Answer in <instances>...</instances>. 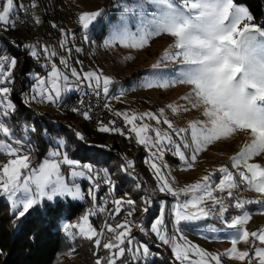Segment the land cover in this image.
Masks as SVG:
<instances>
[{"label": "snow or ice", "instance_id": "snow-or-ice-1", "mask_svg": "<svg viewBox=\"0 0 264 264\" xmlns=\"http://www.w3.org/2000/svg\"><path fill=\"white\" fill-rule=\"evenodd\" d=\"M38 6V0H0V30L17 31L20 24L39 25L42 21L33 15ZM122 7L125 13L137 9L143 12L149 7L153 10L150 16L141 18L134 31L127 16H122L123 23L111 26L103 46L143 50L154 38H172L151 65V73L135 87L168 90L186 86L188 91L179 102H170L155 111L113 109L108 98L123 97V85L113 95L112 86L117 81L102 69L85 71L82 61H77L79 70L72 66L69 58L73 49L67 43L74 34L52 23L51 27L61 33L60 47L68 55H60L40 40L22 45L37 63L43 59L40 66L46 74H26L31 83L27 91L20 93L21 103L29 108L32 104L59 108L69 94L77 91L85 97L105 98L103 108L113 119L98 120L96 131L135 139L137 145L143 146L147 153L144 164L156 188L149 192L148 181L136 173L135 162L122 157L118 171L133 178V187L124 196H117L114 171L82 163L70 155L65 138H54L47 129L38 132L29 119L21 120L12 98L18 60L3 47L0 196L10 201L17 220L45 202L56 203L58 198L90 202L82 215L74 222L64 221L61 228L71 242V248L63 254L74 257L76 241L86 240L92 246L93 264H155L160 253L153 247L170 250L169 264H225V258L239 264H264V228L250 231L247 227L254 215L248 206H258L256 214L264 216V26L256 25L249 9L235 0H133L131 5L124 0ZM21 15L31 19L22 20ZM102 15V10L79 13L85 40L90 26ZM9 43L20 47L14 41ZM75 51L82 49L76 47ZM167 64L174 65L168 73L157 71ZM84 104L81 98L70 111L91 120ZM168 112L177 117L192 112L200 115L186 126H176ZM37 134L51 145L39 163L33 140ZM74 136L87 142L81 132L74 131ZM237 136L246 140L230 157V164L208 171L195 182L176 186L178 181L166 156L176 159L178 168L191 170L210 145L227 143ZM82 182H87L86 190ZM132 192L139 193L137 199L132 198ZM156 192L161 198L156 199ZM245 192L254 195L246 197ZM154 203L158 206L157 216L146 226ZM137 210L141 216L133 219ZM93 218H100L101 224L94 225ZM210 218L233 230L229 234L231 246L222 252L209 251L185 235L191 225ZM134 230L145 239H139ZM209 231L219 230L211 227ZM241 243L248 247L241 249Z\"/></svg>", "mask_w": 264, "mask_h": 264}, {"label": "rangeland", "instance_id": "rangeland-1", "mask_svg": "<svg viewBox=\"0 0 264 264\" xmlns=\"http://www.w3.org/2000/svg\"><path fill=\"white\" fill-rule=\"evenodd\" d=\"M123 2L124 0H64V4L57 6V11L52 14L55 16H62L61 19L65 23V26L63 27L61 25L58 26H61L62 29H64L66 32L74 34V36L69 37L67 43V46L73 49L71 57L69 58L70 63L72 64V66L77 67L79 70L80 65L77 64V61H82L85 71L89 69H102L104 74L113 77L117 81V84L112 86L111 91L113 95L116 94L120 84L123 85L124 89L126 90V94L123 97H121L119 100L108 98L113 109L137 112H145L149 110L155 111L160 107L166 106L170 102H179L180 97L188 91V88L186 86L178 85L168 90H147L135 87V84H137L143 76L149 75L151 73V65L157 62L163 51L169 44L172 43V38L166 35L160 38H154L151 41V45L149 47H145L143 50L129 49L123 46H116L112 48H105L103 46L104 41L109 38V35L111 33V26L123 23V21L121 20L122 16H127V23L129 27L134 31L141 18L150 16L151 11L153 10L151 7H149L148 10L143 12L137 9L132 13H125L122 7ZM127 3L131 5L133 3V0H127ZM239 6L243 5L239 4ZM96 10H102L103 15L99 17L92 26H90L89 30L97 26L98 28L97 30H95L97 31V34L87 31L88 39L85 40L81 34V30L82 32L84 31L81 26H79L78 15L82 11ZM44 13L45 11L40 5L34 10L33 15H35L42 21L39 25L34 24L37 30L36 34H27L24 32H17L15 34L14 38H16V36L19 37V44L21 45L20 47L22 52L21 54L24 55V51L25 53H27V51L22 46L23 44L32 43L37 40L44 39L43 42L45 44L50 47H54L60 55L67 56V52L60 47V43L63 39L61 33H59L58 31L56 32L51 28L49 31L47 29V25H44ZM102 25L104 26V30L101 29ZM1 31L2 30H0V32ZM51 31H53V33L55 34L52 37ZM76 47L81 48L82 51L79 53L76 52ZM129 57H131V59H129ZM43 62V59H41L39 63L42 64ZM56 62L57 64H59L58 59ZM173 67L174 65L167 64L163 69L157 71L161 72L162 74H166ZM74 93L78 94L80 92L77 91L71 94ZM32 106H34L37 111H47L51 116L53 115L54 117H60L59 114L63 113V111L65 112L63 106L59 108L43 104H32ZM167 114L170 119L174 120L176 126H186L188 121H190L194 117H199L200 115L199 112H192L187 115H181L179 117L174 116L170 112H168ZM82 121L83 119L78 117H76L75 120L72 121L73 127H76L77 131L81 133H83L81 126L82 124H84ZM245 140L246 137L237 136L227 143L217 142L213 145H210L208 149L200 155L195 168L191 170L178 168V161L170 156H166V158L168 159V163L172 167V175L176 177V180L178 181L176 186L181 187L187 183L195 182L203 175L207 174L208 171L214 170L221 165L230 164V157L234 155L236 151H238L239 145L244 143ZM126 141L130 146L126 144V146L123 147V152L125 154L123 155V157L132 159L133 161L134 159L140 161V165H142L143 167V176L144 178L147 177L150 173L144 164V160L147 154L146 150L143 146L137 145L135 139H127ZM43 157L44 156L38 158L35 155L36 162L39 163ZM120 160L122 162V159ZM81 162L92 163V161ZM148 178L151 179L152 182H154L151 176H148ZM82 183L84 189L86 190L87 182ZM153 187H156V184L153 183ZM243 195L248 197L254 194L245 192ZM155 196L157 197V199L161 198V194L159 192H156ZM0 199L8 203L9 210L11 214H13L10 207V201H8L7 198L3 196H0ZM257 208L258 206H248L249 211L254 213L253 219L247 225L250 231L264 228V216L256 214ZM147 216L149 215L147 214ZM152 220L153 219H151L149 222H145L146 226L150 225ZM211 227H215L219 231H217L216 233H212L211 231H209ZM232 231L233 230L228 229L225 224H221L219 221L210 218L206 221L197 222L191 225L189 229L186 230L185 235H187L191 241L209 251L222 252L231 246L229 234ZM205 235H207L209 238L205 239ZM141 237V240L145 239V237ZM152 239H155V237L153 236ZM76 245L77 247L75 256L69 257L67 255H64L60 258L61 261L59 264H93L92 246L90 242L78 239L76 241ZM239 247L241 249H244L247 248L248 245L241 243ZM152 250L154 252H158L153 248ZM225 264H239V262L230 261L225 258Z\"/></svg>", "mask_w": 264, "mask_h": 264}, {"label": "trees", "instance_id": "trees-1", "mask_svg": "<svg viewBox=\"0 0 264 264\" xmlns=\"http://www.w3.org/2000/svg\"><path fill=\"white\" fill-rule=\"evenodd\" d=\"M235 2L249 9L256 25L264 26V0H235ZM38 3L45 11L44 25H47L49 31L50 28L56 32L58 31L56 28L51 27L52 23L62 27L65 26L61 19L62 16L52 14L57 11L58 5L64 4V0H38ZM61 26L59 27L62 28ZM97 28L96 26L88 31L97 34V31H95ZM101 29L104 30L103 25ZM17 32H21L19 27L17 31H1L0 48L6 47L7 51L18 60L12 98L18 105L19 118L21 120L29 119L35 124L38 132L40 129H47L54 138L64 137L68 141V146L71 149L70 155L73 158H78L83 162L92 161L93 164L108 167L114 171L117 196H124L126 192L132 191L133 178L118 171L119 165L122 163L120 159L125 155L123 147L128 144L127 139L118 134L98 133L96 131L97 127L93 126L82 115L71 112L70 108L75 106L76 96L79 94L68 95V98L62 104L65 112L60 113V117L51 116L47 111H37L34 106H31V108L25 107L21 103L20 93L27 91L31 83L26 74L35 72L43 75L45 70L40 66V63L33 60L25 51L24 55L21 54V47H14L12 43H9V41H14L15 44L17 43L16 45H20V41L14 38ZM81 34L84 37L82 30ZM54 35L51 31V37ZM75 116L83 119L84 124L81 128L86 137V143L78 141L74 136V131H77V128L72 125ZM13 122H15V118ZM33 140L36 145V157L44 156L46 149L50 146L49 141L39 134L34 135ZM128 146L130 145L128 144ZM134 162L136 173L144 178L141 162L136 159H134ZM148 176L144 179L148 181V191L151 192L156 187H153L155 182H152ZM138 196L139 193L132 192L133 199H137ZM89 203L75 202L70 199H59L56 203L45 202L41 207L32 211L30 215L17 220L11 214L8 203L0 199V264H59L60 258L64 256L63 253L71 248V242L65 239L61 225L65 220L74 222L84 213ZM157 213L158 206L154 203L148 213L149 216H147L146 222L157 216ZM140 216L141 213L137 210L133 219ZM93 222L94 225L99 226L102 221L100 218H93ZM134 234L142 239L135 230ZM153 249L160 253V256L155 260V264H169L172 255L169 249L166 247H153Z\"/></svg>", "mask_w": 264, "mask_h": 264}, {"label": "built area", "instance_id": "built-area-1", "mask_svg": "<svg viewBox=\"0 0 264 264\" xmlns=\"http://www.w3.org/2000/svg\"><path fill=\"white\" fill-rule=\"evenodd\" d=\"M24 2H26V0H24ZM21 19H27L30 20V17H25L23 15H21ZM19 30L21 32L30 34H36V26L34 25V23L31 26H27L25 24H20L18 25ZM16 39L19 40V37L16 36ZM44 39H41L40 41H43ZM79 95L76 96V103L75 106H78V101L83 98L85 100V104L82 106L84 109L90 110V114L92 116L91 120H88L89 122H91V124H93V126H97V121L98 120H104L105 122L113 119V116L110 114V112H108L107 110H105L103 108V104L105 102V99L103 97H94V96H83V93L80 92L78 93ZM119 122V121H118Z\"/></svg>", "mask_w": 264, "mask_h": 264}]
</instances>
